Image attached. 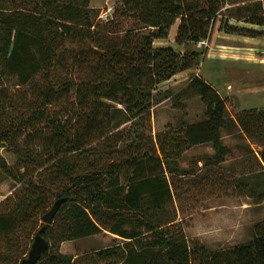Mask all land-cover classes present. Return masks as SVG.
Segmentation results:
<instances>
[{
    "label": "trees",
    "instance_id": "16d2710c",
    "mask_svg": "<svg viewBox=\"0 0 264 264\" xmlns=\"http://www.w3.org/2000/svg\"><path fill=\"white\" fill-rule=\"evenodd\" d=\"M91 1L0 0V78H16L17 85L35 89L27 106L58 107L62 100L70 105L62 119L51 120L38 109L19 124L0 128V147L14 146L29 128L31 144L40 140V156L47 157L37 175L21 176L0 159V169L16 183L0 203V235H41L48 249L37 264H264V220L251 241L212 251L187 238L175 203L179 189L170 179L197 176L195 168L181 170L180 161L205 144L215 152L200 159L201 168L224 171L231 150L223 133L240 130L241 137L263 147V171L248 170L232 184L262 204L264 109L230 117L225 99L200 76L178 94L158 91L162 83L197 67L202 54L156 47L155 41L168 39L180 20L178 46L205 42L229 1L122 0L119 16L134 21L127 30L116 25L118 12L108 23L96 24ZM221 27L231 35L264 37V0H232ZM183 96L201 98L204 120L168 124L154 136L155 103ZM45 121L52 127L48 134L39 127ZM16 153L29 161L38 157L24 147ZM206 178L212 185L220 179ZM59 200L64 202L53 223H44ZM105 231L119 241L83 261L60 250L64 242Z\"/></svg>",
    "mask_w": 264,
    "mask_h": 264
},
{
    "label": "rangeland",
    "instance_id": "374dc122",
    "mask_svg": "<svg viewBox=\"0 0 264 264\" xmlns=\"http://www.w3.org/2000/svg\"><path fill=\"white\" fill-rule=\"evenodd\" d=\"M121 1L92 0L91 7L95 23L106 24L113 20L115 13L118 12L115 22L120 30L133 27V20L119 16ZM228 1L223 9L224 16H219L211 29L210 38L205 42L189 43L186 47L178 46L175 42L180 23L178 20L171 28L169 38L157 40L154 44L156 47L172 46L182 53L190 50L202 54V60L199 61L197 67L181 72L162 83L158 88L159 93L169 90L173 94H178L189 86L194 76H200L221 94L226 101L228 115L235 117L244 110L264 109V65L249 63L241 57L240 61H234L233 57L225 58L227 52L224 49L233 46L264 50V37L254 38L259 39L261 45H257L254 40L252 41L256 45H251L250 42L249 44L239 42L244 38H235L240 39L237 41L230 38L228 36L230 34L225 33L221 27L231 7L232 0ZM247 38L245 39L251 40ZM252 71H256V74H252ZM17 84L16 78H0V128L13 123L19 124L38 109L44 110L45 115L51 120L62 119L69 114L70 105L66 100L59 102L58 107L56 105L46 108L44 105L32 106L33 108L31 105L27 106L26 103L34 97L35 89ZM122 117L120 115V118ZM204 118L205 107L200 97L168 98L162 102L157 101L152 109V132L156 136L164 131L168 124L177 127L181 123H196ZM39 127L44 134H48L52 128L46 121ZM30 133L29 128H24L14 146L7 143L0 147V159L5 161L18 176L27 171H33L32 174L37 175L42 170L38 164L47 160L46 156H40L42 151L40 140L31 144L28 137ZM243 139L233 135L224 139L225 144L232 149L228 161L223 165L225 171L217 170V168L212 170L201 168L203 163L199 160L215 152L212 144H205L186 152L180 161L181 170L195 168L198 172L197 176L170 177L179 189L175 203L178 210V221L182 222L187 238L200 240L212 251L250 241L254 235L255 225L264 219V202L259 206L255 205L251 198L241 194L239 189H235L232 184L233 179L244 178L248 170L253 171L260 168L259 159L263 147L255 143L246 146L244 141L246 139ZM21 147L29 149L38 157L27 160L16 153V150ZM212 173L214 178H220L217 179L219 182L215 185H212L206 178V176L213 177ZM15 185V181L0 169V203L13 193ZM29 237L23 238L22 233H14L10 236L0 235V264H22V261L28 258L32 247L31 242L35 239L32 235ZM118 239L114 234L105 231L96 236L64 242L60 250L65 255L80 257L83 261L97 251L116 244ZM25 244H27L28 252L23 254Z\"/></svg>",
    "mask_w": 264,
    "mask_h": 264
},
{
    "label": "crops",
    "instance_id": "0c3cea01",
    "mask_svg": "<svg viewBox=\"0 0 264 264\" xmlns=\"http://www.w3.org/2000/svg\"><path fill=\"white\" fill-rule=\"evenodd\" d=\"M228 36H230V38H233V40H240V39H242V38H244V40H240L239 42H242V44L243 43H248L249 44V42H250V44L251 45H254L255 44V42H257L256 44L258 45V44H260L261 45V42L259 41V39H254V38H247V39H251V40H246L245 38L246 37H244V36H235V35H228ZM235 38H240V39H235ZM246 40V41H245ZM252 40H254V41H252ZM258 40V41H257ZM251 42H253V43H251ZM255 44V45H256ZM225 48V47H224ZM224 50H226L225 52H227L226 53V55L224 56L225 58H229V59H231V57H233V60L234 61H240V57L241 58H244L245 59V61H247V62H251V63H254V64H259L260 66H263L264 65V50H260V49H251V48H249V47H241V48H238V47H233V46H231L230 48H225ZM253 72V71H252ZM258 73H261L260 71H257ZM252 74H256V71H254ZM238 134V135H237ZM240 134H241V131L239 130H236L234 133H231V132H224L223 133V143L225 144V142H224V139L226 138V137H230V136H235V137H238V138H244V139H246V140H244L245 142H246V146L249 144H253V142H251V141H249V139L248 138H246V137H241L240 136ZM227 147H229L227 144H225ZM248 145V146H249ZM250 148V147H249ZM229 149L231 150V152H232V149L229 147ZM205 157V156H204ZM203 157V158H204ZM228 159H229V156L227 157V160H226V162L228 161ZM200 161V160H199ZM226 162L224 163V164H226ZM200 163H203V162H200ZM223 164V165H224ZM222 165V166H223ZM201 167H202V165H201ZM227 168V167H226ZM223 169H224V167H223ZM231 171H233L232 169H230ZM229 170V171H230ZM225 171V170H224ZM226 171H228V169H226ZM261 171H263V169H261ZM250 173H249V171H247L246 172V174L244 175V177H247L248 175H249ZM240 195V194H239ZM245 196V195H244ZM247 198H249V197H247ZM250 199V198H249ZM253 201V200H252ZM255 205H257V206H259V205H261V204H255ZM264 220V219H263ZM263 220H261V221H263ZM260 221V222H261ZM256 226V225H255ZM254 236V235H253ZM253 239V238H252ZM251 239V240H252ZM250 240V241H251ZM249 242V241H248ZM238 245V244H237ZM233 246H235V245H233Z\"/></svg>",
    "mask_w": 264,
    "mask_h": 264
},
{
    "label": "water",
    "instance_id": "95a60500",
    "mask_svg": "<svg viewBox=\"0 0 264 264\" xmlns=\"http://www.w3.org/2000/svg\"><path fill=\"white\" fill-rule=\"evenodd\" d=\"M64 200H59L55 203L52 209L44 216L43 222L46 224H52L55 215L58 213L61 204ZM48 249V245L41 235H37L31 250L29 252L28 258L22 261V264H37L42 256V254Z\"/></svg>",
    "mask_w": 264,
    "mask_h": 264
}]
</instances>
